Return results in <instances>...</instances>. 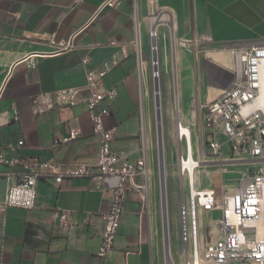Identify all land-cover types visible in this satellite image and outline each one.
Returning <instances> with one entry per match:
<instances>
[{"label": "crops", "instance_id": "crops-1", "mask_svg": "<svg viewBox=\"0 0 264 264\" xmlns=\"http://www.w3.org/2000/svg\"><path fill=\"white\" fill-rule=\"evenodd\" d=\"M104 1L0 0L1 173L25 170V160L97 163L100 140L89 116L85 85L89 70L113 58L118 63L104 84L115 87L118 95L100 106L112 110L105 118L116 129L111 149L136 161L146 148L150 158L139 110L148 67L142 57L140 68L137 26L146 49L152 26L158 28L154 41L161 34L162 43L171 40L176 96L184 113L193 102L211 101L233 85V49L240 41L264 37V0H121L116 8L103 7ZM75 33L74 49L53 52L52 37L58 42ZM64 87L82 89L77 105L33 111L39 94ZM14 110L20 112L18 121ZM68 127L79 129L80 136L54 146L53 138L67 135ZM20 140L24 144L18 145ZM9 182L6 174L0 175V203ZM100 185L89 177H72L58 188L40 178L34 209L0 206V264H160L153 213L135 190L126 194L113 250L100 257L103 214L111 205V192ZM56 207L72 211L70 228H61L52 218Z\"/></svg>", "mask_w": 264, "mask_h": 264}, {"label": "built area", "instance_id": "built-area-1", "mask_svg": "<svg viewBox=\"0 0 264 264\" xmlns=\"http://www.w3.org/2000/svg\"><path fill=\"white\" fill-rule=\"evenodd\" d=\"M120 2L121 0H105L103 7L116 8ZM137 29L136 49L142 69L144 50L139 26ZM155 33L156 27L152 26L149 31L152 51L159 49L158 42L153 40ZM76 34L58 42L52 37L53 52L74 49L77 46ZM233 50L235 55L233 85L222 90L213 100L197 103L206 144L203 152L205 157L208 155L217 159L223 158L222 136H225L230 144L232 158L244 155L254 166L240 172L233 190L227 189L226 183L223 184L221 192L214 187L198 186L194 172L196 174L206 158H197L192 153L194 138L191 133L192 124L176 121L175 136L180 143L178 174L184 179L190 192L189 221L191 234L193 233L192 252L185 264H264V103L261 102L264 82V37L240 41ZM82 63L88 64L89 57L85 56ZM117 63L116 58L106 60L102 68L89 70L87 73L85 89L89 94L85 101L94 132L100 140L99 158L95 165L88 163L65 165L53 161L25 160V170L0 172V175L6 174L10 179L7 193L0 203L3 208L34 209L36 185L40 178L53 182L58 188H62L72 177H89L99 181L101 188L111 192L110 208L103 214L105 223L99 250L101 258L107 256L114 248L115 236L124 214L127 192L135 190L146 200L151 172L146 148L143 156L136 161H129L111 149L116 129L108 127L105 118L112 114V110L101 109L100 106L104 101L114 99L118 95L115 87L106 88L104 84L105 75ZM152 64L153 76L155 79L159 78L161 76L159 58L153 56ZM81 90L80 87H64L41 93L33 102V111L42 114L57 107L72 108L81 101L79 98ZM13 114L14 120H20L19 110H14ZM79 136V129L68 127V134L56 135L53 138V145L70 142ZM22 144L24 140L18 143ZM2 151L3 148L0 147V162L3 161ZM215 211L219 212L215 221L218 236L202 250L196 233L200 212ZM71 215V210L61 207L52 210V218L58 220L59 226L64 229L72 225Z\"/></svg>", "mask_w": 264, "mask_h": 264}, {"label": "rangeland", "instance_id": "rangeland-1", "mask_svg": "<svg viewBox=\"0 0 264 264\" xmlns=\"http://www.w3.org/2000/svg\"><path fill=\"white\" fill-rule=\"evenodd\" d=\"M165 38L161 34L159 37V49L155 51L156 55L151 50V41L149 40L148 49L143 46L144 59L147 61L145 65L147 70V87L143 91L139 110L141 116V127L145 142L149 147L151 159V172L148 178L149 189L146 196V203L150 207L155 225V250L160 264H167L164 225H163V203H162V188H161V170L159 163L158 150V134H157V118L155 105V82L153 76L154 66L152 64L153 56H157L160 60L159 68L161 76L158 78V83L162 87L163 92V146L165 156L166 170V193H167V212L169 221V247L172 254V260L175 264H185L186 259L192 252V238L190 221H189V197L190 192L182 177L178 174V155L180 154V143L175 136V125L177 120L189 122L191 125L194 141L196 142L197 158H204L203 150L206 149L204 142V130L201 128V118L199 111L194 113V106L190 104L188 110L181 109L178 96H176V80H175V61L174 51L171 40ZM162 43V44H161ZM147 52V53H146ZM180 106V107H179ZM145 108V109H144ZM180 108L178 112L177 109ZM197 108V103H196ZM146 110V113H145ZM183 113L189 118H185ZM225 148L223 158L217 159L213 156H206L202 167L197 171V185L200 187H214L219 192L222 191L223 184H227V189L233 190L235 180L240 172L252 168L254 165L251 160L244 155H238L233 159L230 150V144L225 136L222 138ZM219 212H200L199 225H196V233L201 242V249L204 250L206 245L218 236L216 226V218ZM192 236V238H191Z\"/></svg>", "mask_w": 264, "mask_h": 264}, {"label": "water", "instance_id": "water-1", "mask_svg": "<svg viewBox=\"0 0 264 264\" xmlns=\"http://www.w3.org/2000/svg\"><path fill=\"white\" fill-rule=\"evenodd\" d=\"M155 91L157 93L160 92V86L155 84ZM158 116V115H157ZM161 123V116H158V123H157V134H158V150H159V163H160V170H161V188H162V203H163V225H164V238H165V248L169 244V224H168V215H167V194H166V187L164 186L165 183L162 182L164 180V152H163V127ZM163 174V176H162Z\"/></svg>", "mask_w": 264, "mask_h": 264}, {"label": "bare ground", "instance_id": "bare-ground-1", "mask_svg": "<svg viewBox=\"0 0 264 264\" xmlns=\"http://www.w3.org/2000/svg\"><path fill=\"white\" fill-rule=\"evenodd\" d=\"M158 37V28L156 26V33L154 34V37L153 38H157ZM156 50H154V54L156 55L155 53ZM157 57V56H156ZM157 66V65H156ZM159 66V65H158ZM156 85H159L160 86V92L157 93L155 91V105H156V118H157V123H158V116H161V123H162V112H163V92H162V87L161 85L158 83V78H156V82H155ZM261 102L264 103V82H263V89H262V96H261ZM193 106L195 107L196 106V103L193 102ZM158 115V116H157ZM163 125V124H162ZM163 127V126H162ZM191 133H192V130H191ZM162 146H163V143H162ZM196 142L194 141L193 139V145H192V153L193 155L195 156V153H196ZM163 152H164V146H163ZM164 165H165V156H164ZM201 167H202V164H200ZM190 166V165H189ZM192 169V168H191ZM199 171V170H197ZM163 176V174H162ZM164 180H162V182L165 183V187H166V170L164 168ZM194 178L195 180L197 181V172L195 174L194 172ZM167 194V193H166ZM167 215H168V212H167ZM168 224H169V221H168ZM259 229L262 231V228L261 226H259ZM170 245L168 244L167 245V248H166V256H167V264H175L174 261L172 260V254L170 253Z\"/></svg>", "mask_w": 264, "mask_h": 264}]
</instances>
